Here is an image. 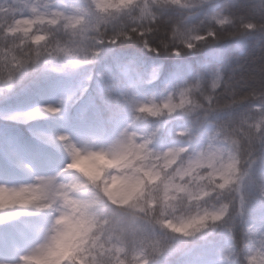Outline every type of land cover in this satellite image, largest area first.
Segmentation results:
<instances>
[{
  "label": "clouds",
  "instance_id": "1",
  "mask_svg": "<svg viewBox=\"0 0 264 264\" xmlns=\"http://www.w3.org/2000/svg\"><path fill=\"white\" fill-rule=\"evenodd\" d=\"M0 264H264V0H0Z\"/></svg>",
  "mask_w": 264,
  "mask_h": 264
}]
</instances>
